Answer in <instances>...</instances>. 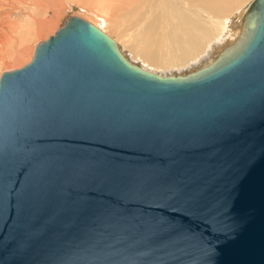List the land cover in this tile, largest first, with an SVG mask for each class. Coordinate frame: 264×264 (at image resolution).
<instances>
[{"label":"water","instance_id":"water-1","mask_svg":"<svg viewBox=\"0 0 264 264\" xmlns=\"http://www.w3.org/2000/svg\"><path fill=\"white\" fill-rule=\"evenodd\" d=\"M160 74L67 16L0 75V264H264V0Z\"/></svg>","mask_w":264,"mask_h":264},{"label":"bare ground","instance_id":"bare-ground-1","mask_svg":"<svg viewBox=\"0 0 264 264\" xmlns=\"http://www.w3.org/2000/svg\"><path fill=\"white\" fill-rule=\"evenodd\" d=\"M236 1L0 0V66L29 60V41L56 26L70 8L81 7L117 31L111 36L130 60L163 74L184 73L208 63L238 36L252 0Z\"/></svg>","mask_w":264,"mask_h":264},{"label":"rangeland","instance_id":"rangeland-1","mask_svg":"<svg viewBox=\"0 0 264 264\" xmlns=\"http://www.w3.org/2000/svg\"><path fill=\"white\" fill-rule=\"evenodd\" d=\"M243 0H238V1H236L235 3L237 4V5H239L241 2H242ZM234 3V4H235ZM245 12V11H244ZM92 11L90 12L89 10H87L86 11V9H81V7H74V8H70V10H68V12H66V14L59 20V23L56 25V26H54L53 28H51V29H48L47 31H45V32H43V34H42V36H37V37H35V38H33L32 40H30L29 41V44H30V47H31V51H30V53H29V55H30V58H29V60L28 59H23L19 64H17L16 66H8L6 63H4V64H2L1 66H0V75L2 74V72H4V71H7V70H10V69H14V68H17V67H21V66H23V65H25L27 62H29L30 60H31V58H32V56H33V53H34V49H35V46H36V44L37 43H39L40 41H42V40H44V39H47L48 37H50L52 34H54L55 33V31L61 26V24L63 23V21H64V19L67 17V16H70V15H76V16H80V17H82V18H84V19H86V20H88L89 22H91L92 23V21L94 22L93 24L94 25H96V23H98V25H96V26H100L99 28H101L102 30H103V28H105L106 29V27H107V29H106V33L107 34H109L110 36L112 35V36H117V31H110L109 29L110 28H108V24H105V22L102 20V18L100 17V16H96V14L93 12L92 14ZM87 16H89V19H88V17ZM96 16V17H95ZM91 18V19H90ZM97 18V19H96ZM100 20V21H99ZM103 28H102V27ZM107 30H109V31H107ZM104 31V30H103ZM113 32V33H112ZM115 32L117 33L116 35H115ZM111 33V34H110ZM111 36V37H112ZM114 38V37H113ZM118 43V42H117ZM28 44V45H29ZM32 44V45H31ZM27 57H29V56H27ZM154 72H156V71H154ZM164 72V71H163ZM157 73H160V74H163V73H161V72H157ZM167 74H169V73H167Z\"/></svg>","mask_w":264,"mask_h":264}]
</instances>
